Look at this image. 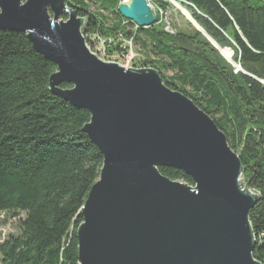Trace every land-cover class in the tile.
Listing matches in <instances>:
<instances>
[{"label":"water","instance_id":"1","mask_svg":"<svg viewBox=\"0 0 264 264\" xmlns=\"http://www.w3.org/2000/svg\"><path fill=\"white\" fill-rule=\"evenodd\" d=\"M117 12L138 28L159 18L148 0H122ZM84 24L65 0H0V30L25 34L56 67L50 92L90 114L82 132L102 167L81 209L78 264H262L249 222L259 196L224 134L156 70L101 61Z\"/></svg>","mask_w":264,"mask_h":264},{"label":"trees","instance_id":"2","mask_svg":"<svg viewBox=\"0 0 264 264\" xmlns=\"http://www.w3.org/2000/svg\"><path fill=\"white\" fill-rule=\"evenodd\" d=\"M179 1L211 40L234 50L239 72L196 31L172 36L154 29L159 18L148 28L136 27L117 12L119 0L65 4L85 19L86 43L89 37L109 42V55L133 48L141 58L134 68L159 72L167 88L191 99L224 134L242 164L243 181L259 196L249 222L256 239L253 257L264 264V0ZM163 4L151 2L157 10ZM91 5L99 10L91 11ZM54 72L55 65L25 34L0 30V214L22 215L18 235L0 240L2 264L79 263L76 231L102 156L82 132L89 112L50 92ZM159 172L194 186L181 171Z\"/></svg>","mask_w":264,"mask_h":264},{"label":"rangeland","instance_id":"3","mask_svg":"<svg viewBox=\"0 0 264 264\" xmlns=\"http://www.w3.org/2000/svg\"><path fill=\"white\" fill-rule=\"evenodd\" d=\"M161 1L164 3L163 8L159 10H157L158 8L157 9L154 8V11L158 13V17H159V22L157 23V25H155L154 29L162 30L172 36H176L178 34H191L194 31L198 32L197 30H200L201 32H198V33L201 34L202 37L205 39V41H207L218 52L223 63L229 66L234 73H237L240 71L237 68L239 67V65L234 61V50L229 47L222 48L218 46L216 43L212 44L210 42V38L208 37V35L203 31V29L193 19L191 12L185 9L184 5H186V3L184 1H179V0H161ZM119 2H122V0H119ZM151 2L152 0H148V3L150 5H151ZM90 10L98 11L99 6L91 5ZM106 15L109 16V21L111 23L112 16L110 14H106ZM60 20L65 21V19H62L61 17H60ZM105 43H109V42H106L104 40H99L96 37H89V40L86 43V45L90 49V51L93 54H95L101 61L106 62V63H115V64H118L124 67L125 69L134 68L133 61H138L139 59H141L139 56L133 53V48H130L129 43H125V45L130 48L129 52H131L130 54L133 55L132 56L133 58H131L132 59L131 61H128L125 55H119L117 53L113 55L107 54L105 50V46H106ZM224 52H226V54L228 55L226 56ZM19 218H22V215L19 216ZM19 218H12L9 214H6V213L0 214V235H1L0 240H3L4 238L8 236L18 235V232H19L18 231V219ZM0 264H2L1 260H0Z\"/></svg>","mask_w":264,"mask_h":264},{"label":"built area","instance_id":"4","mask_svg":"<svg viewBox=\"0 0 264 264\" xmlns=\"http://www.w3.org/2000/svg\"><path fill=\"white\" fill-rule=\"evenodd\" d=\"M131 52H129L128 54L125 55V57H127L128 61H131Z\"/></svg>","mask_w":264,"mask_h":264},{"label":"bare ground","instance_id":"5","mask_svg":"<svg viewBox=\"0 0 264 264\" xmlns=\"http://www.w3.org/2000/svg\"><path fill=\"white\" fill-rule=\"evenodd\" d=\"M132 56H133V55L131 54V58H133ZM131 60H132V59H131ZM124 66H125V65H124Z\"/></svg>","mask_w":264,"mask_h":264}]
</instances>
